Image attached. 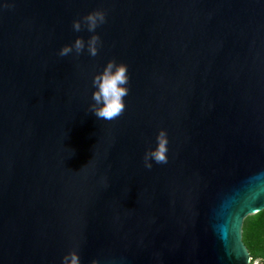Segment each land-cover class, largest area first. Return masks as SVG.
Masks as SVG:
<instances>
[{
	"label": "water",
	"instance_id": "95a60500",
	"mask_svg": "<svg viewBox=\"0 0 264 264\" xmlns=\"http://www.w3.org/2000/svg\"><path fill=\"white\" fill-rule=\"evenodd\" d=\"M97 9V54L61 57ZM110 60L130 79L106 121ZM262 209L264 0H0V264H249Z\"/></svg>",
	"mask_w": 264,
	"mask_h": 264
},
{
	"label": "clouds",
	"instance_id": "9594fccd",
	"mask_svg": "<svg viewBox=\"0 0 264 264\" xmlns=\"http://www.w3.org/2000/svg\"><path fill=\"white\" fill-rule=\"evenodd\" d=\"M106 21V13L97 9L89 12L81 19L72 22V28L80 32L86 28L93 35L85 41L82 37H77L74 42L64 45L59 50L61 57L68 56L70 53L79 55L85 49L90 56H95L101 45L100 36L96 33L98 26ZM128 66L124 63H117L110 60L103 67V70L94 75L92 79V101L89 110L98 118L111 121L120 116L126 105L124 97L129 92ZM168 136L164 129H161L156 136V145L154 148L144 153V166L148 169L156 164H166L168 162ZM61 264H81L79 253L75 250L67 252L63 257ZM92 264H100L98 260H93ZM251 264H259V261H252Z\"/></svg>",
	"mask_w": 264,
	"mask_h": 264
},
{
	"label": "rangeland",
	"instance_id": "374dc122",
	"mask_svg": "<svg viewBox=\"0 0 264 264\" xmlns=\"http://www.w3.org/2000/svg\"><path fill=\"white\" fill-rule=\"evenodd\" d=\"M241 239L249 253V264L264 261V209L244 217Z\"/></svg>",
	"mask_w": 264,
	"mask_h": 264
},
{
	"label": "trees",
	"instance_id": "16d2710c",
	"mask_svg": "<svg viewBox=\"0 0 264 264\" xmlns=\"http://www.w3.org/2000/svg\"><path fill=\"white\" fill-rule=\"evenodd\" d=\"M259 264H264V261L263 260L259 261Z\"/></svg>",
	"mask_w": 264,
	"mask_h": 264
}]
</instances>
